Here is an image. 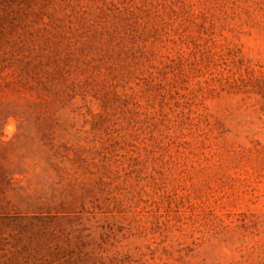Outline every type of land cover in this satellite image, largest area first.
I'll list each match as a JSON object with an SVG mask.
<instances>
[{
	"label": "rangeland",
	"instance_id": "obj_1",
	"mask_svg": "<svg viewBox=\"0 0 264 264\" xmlns=\"http://www.w3.org/2000/svg\"><path fill=\"white\" fill-rule=\"evenodd\" d=\"M0 264H264V0H0Z\"/></svg>",
	"mask_w": 264,
	"mask_h": 264
}]
</instances>
